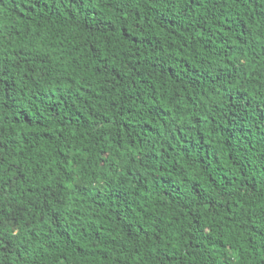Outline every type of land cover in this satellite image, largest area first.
Instances as JSON below:
<instances>
[{"label": "trees", "instance_id": "16d2710c", "mask_svg": "<svg viewBox=\"0 0 264 264\" xmlns=\"http://www.w3.org/2000/svg\"><path fill=\"white\" fill-rule=\"evenodd\" d=\"M0 264H264V0H0Z\"/></svg>", "mask_w": 264, "mask_h": 264}]
</instances>
